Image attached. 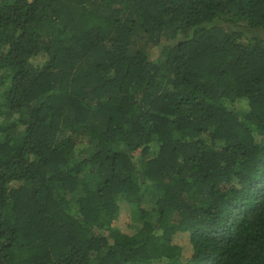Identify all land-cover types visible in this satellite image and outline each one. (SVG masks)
<instances>
[{"label":"trees","instance_id":"obj_1","mask_svg":"<svg viewBox=\"0 0 264 264\" xmlns=\"http://www.w3.org/2000/svg\"><path fill=\"white\" fill-rule=\"evenodd\" d=\"M0 264H264V0H0Z\"/></svg>","mask_w":264,"mask_h":264},{"label":"rangeland","instance_id":"obj_2","mask_svg":"<svg viewBox=\"0 0 264 264\" xmlns=\"http://www.w3.org/2000/svg\"><path fill=\"white\" fill-rule=\"evenodd\" d=\"M124 222H126V220H124Z\"/></svg>","mask_w":264,"mask_h":264}]
</instances>
